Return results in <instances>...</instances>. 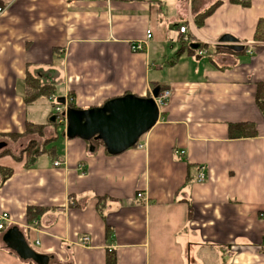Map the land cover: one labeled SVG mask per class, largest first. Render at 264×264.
<instances>
[{"label": "crops", "instance_id": "1", "mask_svg": "<svg viewBox=\"0 0 264 264\" xmlns=\"http://www.w3.org/2000/svg\"><path fill=\"white\" fill-rule=\"evenodd\" d=\"M0 8V134H23L31 122L50 125L42 140L55 136L51 98L24 101L28 73L53 83L52 96L71 99L72 110L170 95L157 124L120 155L95 139L68 138L64 124L55 157L1 158L14 173L0 185V222L8 214L0 264H264V41L254 40L264 0L248 8L230 0H0ZM145 41L143 52L132 51ZM233 46L242 50L217 51ZM244 124L256 135L231 138L230 127ZM28 141L0 143L18 155ZM29 207L46 212L29 222Z\"/></svg>", "mask_w": 264, "mask_h": 264}, {"label": "water", "instance_id": "2", "mask_svg": "<svg viewBox=\"0 0 264 264\" xmlns=\"http://www.w3.org/2000/svg\"><path fill=\"white\" fill-rule=\"evenodd\" d=\"M234 43L231 38L223 40ZM235 51L240 46L231 47ZM160 116L155 99L134 95L107 102L101 108L80 111L70 109L67 113L68 138L96 139L104 143L111 155H120L134 148L139 140L157 124ZM5 144L0 143V150Z\"/></svg>", "mask_w": 264, "mask_h": 264}, {"label": "trees", "instance_id": "3", "mask_svg": "<svg viewBox=\"0 0 264 264\" xmlns=\"http://www.w3.org/2000/svg\"><path fill=\"white\" fill-rule=\"evenodd\" d=\"M234 5H240L244 8L250 7V0H230ZM219 5V2L211 6L206 12L201 14L200 20L203 21L209 17L214 10ZM199 22V21H198ZM255 41H264V20L258 22L255 36ZM229 49V50H228ZM218 48L217 51H231L236 53L232 48ZM222 50V51H221ZM56 92V87L53 83H49L43 80L40 76H35L32 74H27L26 77V89L24 101L27 105L33 104L39 99H50L51 96ZM257 103L264 115V84L258 86L257 93ZM50 125H36L31 122H27L26 129L23 134H0V140H9L17 143L23 138H28L29 141L25 148H23L18 155L14 154L10 149L0 150V159L5 156H11L16 162L21 163L24 159L35 160L42 154H48L51 157L56 156V146L58 141V128L60 124L57 122H52L51 126L54 128L55 136L50 139H45V130ZM256 135V130L254 126L249 125H235L230 127V137L231 138H244V137H254ZM42 140L40 143L37 140ZM96 140V139H95ZM99 146H104V143L100 140H96ZM107 151V150H106ZM108 154H110L107 151ZM14 171L12 169L4 168L0 166V185L5 183L12 175ZM104 207V199L99 198L97 209L101 213ZM46 212L45 209L39 207H29L27 211V219L29 222L34 221Z\"/></svg>", "mask_w": 264, "mask_h": 264}, {"label": "built area", "instance_id": "4", "mask_svg": "<svg viewBox=\"0 0 264 264\" xmlns=\"http://www.w3.org/2000/svg\"><path fill=\"white\" fill-rule=\"evenodd\" d=\"M3 11H4V9L0 8V14ZM179 32L182 35V39L184 41H188L189 40L188 35H187V27H185V26L184 27H180ZM151 38H152V33L150 31H148L147 32V41L150 40ZM145 45H146V41L145 42H138L137 44L132 46V51L133 52H143ZM169 96H170L169 93H166V92L163 93L160 96V99L158 101V105H163V103L166 100H168ZM70 100L71 99H67L65 101V103L60 104V103H58L56 101V97L55 96L51 97V101L53 103V115L55 117V121L54 122H57L60 125H64L65 124L67 126V113L71 109ZM140 148H143V145H141ZM54 166L57 168V167H60L61 164H60V162H55ZM201 171H202V169H201ZM204 179H205V174L202 171L200 173V176H199V182H203ZM137 197L139 199H143L144 195L143 194H138ZM7 220H8V214H3L2 217H1V222H0V231L5 229V223H6ZM90 241H91V239H90L89 236H84L82 238V242H84V243H89Z\"/></svg>", "mask_w": 264, "mask_h": 264}, {"label": "rangeland", "instance_id": "5", "mask_svg": "<svg viewBox=\"0 0 264 264\" xmlns=\"http://www.w3.org/2000/svg\"><path fill=\"white\" fill-rule=\"evenodd\" d=\"M40 143L42 142L41 140L39 141ZM27 144H25V146H26ZM16 151H19V149H17Z\"/></svg>", "mask_w": 264, "mask_h": 264}]
</instances>
